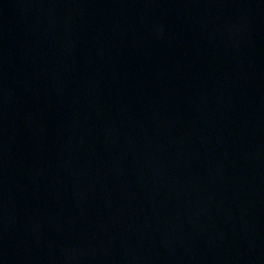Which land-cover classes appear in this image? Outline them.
<instances>
[{
    "label": "water",
    "instance_id": "95a60500",
    "mask_svg": "<svg viewBox=\"0 0 264 264\" xmlns=\"http://www.w3.org/2000/svg\"><path fill=\"white\" fill-rule=\"evenodd\" d=\"M0 264H264V0H0Z\"/></svg>",
    "mask_w": 264,
    "mask_h": 264
}]
</instances>
